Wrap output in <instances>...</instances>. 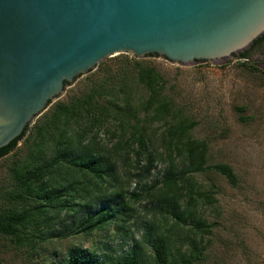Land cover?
<instances>
[{"label":"rangeland","instance_id":"1","mask_svg":"<svg viewBox=\"0 0 264 264\" xmlns=\"http://www.w3.org/2000/svg\"><path fill=\"white\" fill-rule=\"evenodd\" d=\"M250 46L230 57L189 64L156 53L138 57L121 52L67 84L32 120L17 146L0 158V210L38 203L30 194L16 197L24 185L15 169L52 162L56 141L66 131L75 144L83 134L82 144L117 162L132 217L121 231L113 222L90 232L70 231L69 225H78L76 218L90 213L89 199L77 194L67 216L66 210L52 211L40 226L32 223L19 234H0V264H66L76 250L112 264L110 258L117 259L147 232L141 243L145 264H159L153 247L158 235L166 239V261L174 264H264V41ZM245 50L246 58L241 56ZM135 63L158 74L159 98L170 107L165 118H155L158 102L149 106L151 94L139 83ZM111 72H121L132 87L128 102L98 94L91 113L81 107L62 122H51L59 105L86 97L108 82ZM39 127L48 128L44 136L37 133ZM189 141L195 148L192 164L187 159ZM151 152L155 158L147 173ZM171 159L178 165L174 189L181 217L164 206L163 175ZM79 204L84 206L80 209ZM104 205L108 203L91 211Z\"/></svg>","mask_w":264,"mask_h":264},{"label":"water","instance_id":"2","mask_svg":"<svg viewBox=\"0 0 264 264\" xmlns=\"http://www.w3.org/2000/svg\"><path fill=\"white\" fill-rule=\"evenodd\" d=\"M263 33L264 0H0V148L107 56L219 60Z\"/></svg>","mask_w":264,"mask_h":264},{"label":"trees","instance_id":"3","mask_svg":"<svg viewBox=\"0 0 264 264\" xmlns=\"http://www.w3.org/2000/svg\"><path fill=\"white\" fill-rule=\"evenodd\" d=\"M262 41H264V33L257 37L250 47H254ZM248 55L249 50L241 53L244 58ZM135 66L138 67L139 83L144 84L151 94L150 98L152 100H150L149 106L158 102L154 107L155 118H165L170 111V107L169 102L162 99V96L159 98L161 89H159L158 74L154 72L152 67L146 68L138 63H135ZM121 77V72H111L105 78L106 80L109 79L108 82L104 81L98 88L91 89L86 97L77 99L71 105H59L60 109L55 113V117L51 122H62L67 116L80 110L81 107H85L91 113L97 107L94 103V97L98 94H107L109 98H114V101H117V98L120 97L123 101L128 102L129 98L133 96V90ZM154 100L155 102H153ZM28 126L29 124L18 137L0 148V158L17 146L18 141L25 135ZM50 127L52 128L51 124ZM47 131L48 128L39 127L37 133L44 136ZM66 134L68 133L65 131L62 137L57 139L56 152L52 162L37 167L33 162H30L20 169H15L19 182L24 185L21 191L16 194V197L19 199L27 198V195L30 194L38 198L39 201L33 206L23 202L24 207L22 209L12 205L2 207L0 210V234H19L26 231L29 224L32 223L40 226V220L51 218L50 213L52 211L60 214L63 210H66L65 216H67L73 209L71 203L75 200L77 194H80L82 199H89L90 213L81 219L76 218L78 225H69L70 231L81 229L90 232L94 229L106 228L111 222L114 223L118 231H121L124 229L123 223L132 217L133 208L125 200L123 177L119 172L117 162L113 161L111 156L99 152L93 145L82 144L83 134L78 135V144L74 143L72 136ZM192 145L193 142L189 141L187 159L190 164L194 163L195 154V148ZM154 158V152L149 153L148 165L146 166L147 173L151 170ZM177 169L178 165L171 159L163 175L162 185L163 196L166 199L164 206L167 208L170 206L175 215L181 217L176 212L178 205L177 191L174 189L179 179ZM222 170L232 178L230 172ZM189 197L190 204H192L194 198L192 195ZM104 202L108 205H104L100 211H91L94 206ZM82 206L84 205L79 204L80 209ZM146 236H148V232L143 239L136 241L129 250L119 255L117 259L110 258L108 262L112 264H145L141 243L146 240ZM153 240L156 262L160 264L164 261L166 264H174V261H166V239L158 235ZM19 241L24 244L25 239L20 237ZM105 262L104 259L99 260L86 255L85 251L76 250L74 253L71 252L66 264H106ZM183 262L190 263L191 261L183 259Z\"/></svg>","mask_w":264,"mask_h":264},{"label":"flooded vegetation","instance_id":"4","mask_svg":"<svg viewBox=\"0 0 264 264\" xmlns=\"http://www.w3.org/2000/svg\"><path fill=\"white\" fill-rule=\"evenodd\" d=\"M263 42V41H262ZM258 45V44H257ZM256 46V45H255Z\"/></svg>","mask_w":264,"mask_h":264}]
</instances>
